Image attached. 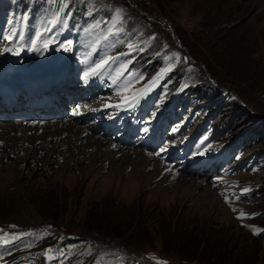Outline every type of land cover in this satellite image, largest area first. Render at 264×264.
<instances>
[{"label":"rangeland","instance_id":"rangeland-1","mask_svg":"<svg viewBox=\"0 0 264 264\" xmlns=\"http://www.w3.org/2000/svg\"><path fill=\"white\" fill-rule=\"evenodd\" d=\"M45 1L50 2L51 11L59 3V7L72 5L70 14H82L73 23V28L78 27L75 45L88 18L105 31L103 48L110 50L119 43L121 52L101 53L91 38L85 44L88 66L82 74L69 40L44 50L46 59L39 60L35 53L22 55L26 48L38 51L40 34L48 37L49 33L44 29L47 24L23 28L19 30L23 36L13 40L12 48L0 49V61L5 58L8 63L6 57L16 54L18 62L17 71L8 66L4 79H16L11 75L14 72L30 79L39 73L63 71L68 96L77 91L81 97L85 85L92 96H110L113 104L105 111L112 114L105 116L107 120L120 123L125 119L133 127L150 121L144 127L154 135L160 131V136L182 152L185 160L180 162L191 164L189 157H197L192 150L201 155L207 150L202 162L214 161L215 168L210 175L198 176L202 169L192 174L193 168L183 165L174 169L179 177L170 170L166 175L170 179L162 181L163 176H154L145 167L135 171L134 179H127L133 170L129 161L110 169L113 160L94 150L93 161L84 154L87 158L79 162L83 151L90 148L86 144L78 153L63 155L57 147L53 156L21 151L17 161L7 157L5 149V160L0 161V227L17 235L36 234V238L29 237L25 250L58 262L63 252L61 236L77 239L66 249L67 264H264V132L251 143L246 141L247 147L242 143L245 133H254L260 118L264 130V0ZM25 2L20 1V6ZM89 29L93 32L96 25ZM131 32L136 33L135 46L127 48L124 44ZM88 33L83 35L84 43ZM161 59L167 63H159ZM104 60L109 61L105 69L93 73ZM46 62L50 68L29 72L28 65L40 67ZM143 62L145 67L135 70ZM19 63H24L21 71ZM187 68L190 86L211 100L196 104L194 96L166 106L172 96L166 88L149 99L147 106L142 105L144 100L139 97L151 96L161 81L168 85L164 82L167 76L175 78ZM97 137L103 143L111 141ZM224 169L231 171L225 184L230 203L219 193L221 183L211 185V175H220ZM18 211L19 216L25 214L21 215L28 220L25 224L19 221ZM52 230L60 235L53 244L42 246L43 234ZM16 234L0 236V260L3 243L18 240ZM95 252L96 257H91ZM16 264H35V260Z\"/></svg>","mask_w":264,"mask_h":264},{"label":"bare ground","instance_id":"bare-ground-1","mask_svg":"<svg viewBox=\"0 0 264 264\" xmlns=\"http://www.w3.org/2000/svg\"><path fill=\"white\" fill-rule=\"evenodd\" d=\"M86 56L87 55L83 51V49L78 50V56H77L78 60H81L82 62H84V64H85ZM85 68L86 67L84 65V68L82 70L85 71ZM0 70H1V62H0ZM64 78L65 75L57 74L54 78L47 79L45 77H42V81H44L47 90L50 89L52 84L56 85L58 89L63 90L61 84L64 82ZM42 81L40 82L42 83ZM2 83L3 82L0 80V92L3 95L2 101L7 102L10 100H15L16 88L14 87V85H8L6 88H2L1 87ZM29 88L32 89L39 88V90L41 91L46 90L42 85H39L36 80L32 82L31 85H29ZM47 92L48 95L44 94V96L42 97L43 99H37L40 101L38 103L36 101L35 104L36 103L37 104L36 105L34 104V107L32 109L35 108L36 110H41L44 108V105L48 103V105L51 106L46 110H50V109L55 110V106L53 105V103H50L52 101L50 99L52 93L49 91ZM25 103L26 104L19 105L20 110L27 109L29 101H25ZM10 112L12 113L13 111L12 109L9 108V103L7 104L0 103V113H3L5 117L3 120H0V143H2L0 147V161H2L3 159L5 160V156H3L4 155L3 150L5 149H6L5 154L7 155V157L12 156V158L15 161H17V159H19V156L17 154L21 153V151L22 152L25 151L26 155L33 152L36 156L41 153L46 156H50L52 155L51 153L53 152V149L57 147L58 148L57 151H59L63 155L65 154V152L72 154V151L74 153H78L81 149H83L81 148L82 144L83 145L86 144L90 148L88 149L86 148V150L83 151L82 154L83 156L79 157V162H83V160L87 158V156L84 157V154L88 156L91 155L90 158L93 161L92 153L95 150L98 156L106 157L109 158L110 160H113L111 161L110 169L111 167L112 168L114 167V169H116V167H122V165H125L126 161L131 162V165L133 166V170L132 171L130 170L131 172L128 175H126L127 179H134L133 177L138 176L137 174H135V171H142L144 170L145 167H149L150 170L153 172L152 174L154 176L157 175L163 176L162 181H167L168 179H170V177L166 178V175L168 174V172L172 167L169 164H172L173 161L177 160L176 157L172 155L174 148L172 149L171 146H169V144L167 143H164L163 140L160 141V146H158L156 145L154 140L140 139V145L138 147V150L127 149L130 146H134V143H131L125 149L119 148V146L120 147H124V146H122L121 142L117 141L115 138H113L114 140L110 138H106V139H110L111 141L110 142L105 141L104 143L101 142V138L96 136L100 126L94 124L91 125L87 124V126L81 125L83 123L82 120L86 119L87 115H84V112L80 111V108H78L77 106L75 107L74 112L70 113V118H68L66 122L44 121L45 120L44 114L42 116L38 114L37 119H32L29 116H26V117H21L20 119L15 118L12 121L8 122L6 118H8V120L11 118ZM23 113L24 111H21L20 115H22ZM40 122H44V124L45 123L47 124L41 126L42 123ZM38 142H40V146L38 145ZM129 154H131L132 156ZM169 155H171L170 159L168 158ZM133 156H135L134 159ZM118 157L120 159H117L116 161H118V163H116L114 161V158L116 159ZM164 160H167V163L163 164ZM201 198H203V201L207 200V196L205 194H202ZM17 213H18L19 221L25 224L28 220L22 219L21 215L23 214L19 216L20 211H18Z\"/></svg>","mask_w":264,"mask_h":264},{"label":"snow or ice","instance_id":"snow-or-ice-1","mask_svg":"<svg viewBox=\"0 0 264 264\" xmlns=\"http://www.w3.org/2000/svg\"><path fill=\"white\" fill-rule=\"evenodd\" d=\"M119 15V13L117 14ZM109 64V61L108 60H104V61H101L100 63L96 64V66L92 69V72L93 73H98V72H101L105 69V67ZM126 70V69H125ZM122 71L121 72H117V76H120L122 75ZM246 191V190H245ZM51 251V250H49Z\"/></svg>","mask_w":264,"mask_h":264},{"label":"trees","instance_id":"trees-1","mask_svg":"<svg viewBox=\"0 0 264 264\" xmlns=\"http://www.w3.org/2000/svg\"><path fill=\"white\" fill-rule=\"evenodd\" d=\"M194 93H198V89H197V87H195V88H193V90H192ZM105 235V234H104ZM99 248H101L102 246H98Z\"/></svg>","mask_w":264,"mask_h":264}]
</instances>
